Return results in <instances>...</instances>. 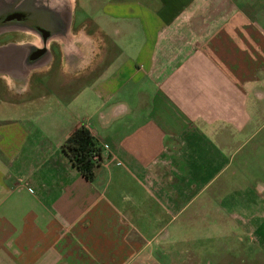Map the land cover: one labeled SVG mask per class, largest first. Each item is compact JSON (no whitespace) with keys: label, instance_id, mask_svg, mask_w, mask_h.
Returning a JSON list of instances; mask_svg holds the SVG:
<instances>
[{"label":"crops","instance_id":"0c3cea01","mask_svg":"<svg viewBox=\"0 0 264 264\" xmlns=\"http://www.w3.org/2000/svg\"><path fill=\"white\" fill-rule=\"evenodd\" d=\"M70 1L64 36L16 41L43 62L0 56V264H169L164 217L241 189L222 176L264 109V0H83L78 25ZM79 126L92 180L60 149Z\"/></svg>","mask_w":264,"mask_h":264},{"label":"rangeland","instance_id":"374dc122","mask_svg":"<svg viewBox=\"0 0 264 264\" xmlns=\"http://www.w3.org/2000/svg\"><path fill=\"white\" fill-rule=\"evenodd\" d=\"M69 1V0H68ZM82 1L71 0L75 8L73 22L78 25L85 17ZM15 36L1 35L4 39L31 40L40 44L38 36L31 32L16 30ZM10 41V40H9ZM41 65L38 69H44ZM50 103V102H48ZM42 108L45 109L44 102ZM256 136L245 143L242 152L236 155L234 163H242L241 173H224L233 179L235 187L241 189L233 203L223 193L215 194L207 211H198L189 217L193 205L175 217H164L165 240L174 244L167 246L169 264H264V109L258 111ZM213 188V187H212ZM207 189L206 194L213 193ZM236 191V189H234ZM231 196V195H230ZM227 200V201H226ZM167 264V261H166Z\"/></svg>","mask_w":264,"mask_h":264},{"label":"water","instance_id":"95a60500","mask_svg":"<svg viewBox=\"0 0 264 264\" xmlns=\"http://www.w3.org/2000/svg\"><path fill=\"white\" fill-rule=\"evenodd\" d=\"M67 14L65 5L55 0H16V8L11 4L0 11V26L13 24L16 29L31 31L38 35L45 45L50 38L66 34L69 19ZM9 54L20 58L22 66L26 68L43 62L48 52L45 46L37 47L31 44L19 50L16 47L0 50V56ZM0 64L8 67L12 63Z\"/></svg>","mask_w":264,"mask_h":264},{"label":"trees","instance_id":"16d2710c","mask_svg":"<svg viewBox=\"0 0 264 264\" xmlns=\"http://www.w3.org/2000/svg\"><path fill=\"white\" fill-rule=\"evenodd\" d=\"M60 149L86 179H93L95 157L100 158V148L87 128H76L61 144Z\"/></svg>","mask_w":264,"mask_h":264},{"label":"flooded vegetation","instance_id":"af4514ba","mask_svg":"<svg viewBox=\"0 0 264 264\" xmlns=\"http://www.w3.org/2000/svg\"><path fill=\"white\" fill-rule=\"evenodd\" d=\"M11 4H13V6L16 8V0H0V11L6 8V5H11ZM5 26H0V36L1 35L15 36L14 34L16 32V25L8 24ZM13 38L14 37H10L9 39H4L6 42H3L0 44V50H5V49L12 48V47H16V41H14L16 39L11 40ZM7 56L10 57L11 60L15 59L16 57L15 54H9Z\"/></svg>","mask_w":264,"mask_h":264},{"label":"built area","instance_id":"2783aa9c","mask_svg":"<svg viewBox=\"0 0 264 264\" xmlns=\"http://www.w3.org/2000/svg\"><path fill=\"white\" fill-rule=\"evenodd\" d=\"M95 160H96V157H95Z\"/></svg>","mask_w":264,"mask_h":264}]
</instances>
